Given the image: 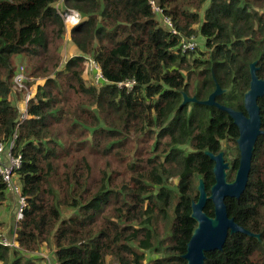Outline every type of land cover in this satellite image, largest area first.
Here are the masks:
<instances>
[{
  "label": "trees",
  "instance_id": "1",
  "mask_svg": "<svg viewBox=\"0 0 264 264\" xmlns=\"http://www.w3.org/2000/svg\"><path fill=\"white\" fill-rule=\"evenodd\" d=\"M154 1L177 34L148 0H0V142L17 133L13 152L22 162L14 178L27 200L12 236L17 244L0 240V264H27L29 253L48 245L54 264L186 263L181 255L196 226L191 202L198 181L207 193L214 183L204 151L224 152L229 181L239 151L228 113L182 105V92L203 100L218 83L225 91L216 101L244 111L251 62L264 78V0ZM69 8L80 13L70 29L78 53L59 64L52 36L66 32L62 12ZM195 24L203 48L182 52L181 35L195 33ZM17 55H44L46 76L57 68L26 102L23 119L12 88ZM87 57L109 83L86 80ZM125 80L132 88L117 86ZM257 103L264 130V96ZM115 160L126 163L119 182L110 170ZM10 200L0 176V206ZM225 203L230 217L259 236L228 233L203 264H264V133L245 190ZM61 208L72 212L63 216ZM2 209L0 236L9 225ZM204 210L213 215L210 200Z\"/></svg>",
  "mask_w": 264,
  "mask_h": 264
},
{
  "label": "water",
  "instance_id": "2",
  "mask_svg": "<svg viewBox=\"0 0 264 264\" xmlns=\"http://www.w3.org/2000/svg\"><path fill=\"white\" fill-rule=\"evenodd\" d=\"M257 69L256 61L249 64V88L243 95L245 112L216 101L215 98L225 91L218 83L207 98L203 100H198L195 96H188L182 92V105L198 102L215 106L228 113L238 128L236 143L239 151L238 166L231 181L227 180L226 176L229 165L225 160L224 152L204 151L213 161L214 183L207 193L203 180L199 179L198 181V196L196 200L191 202V217L196 221V226L186 243L185 252L181 255L186 260L185 264H203L205 252L221 250L228 233L241 232L251 236H259L258 233L249 231L238 224L233 217H230L225 203V198H239L245 190L255 142L257 137L264 133V130L261 129L260 107L257 103V99L264 96V78L257 75ZM207 200L213 203L212 216L204 210Z\"/></svg>",
  "mask_w": 264,
  "mask_h": 264
},
{
  "label": "rangeland",
  "instance_id": "3",
  "mask_svg": "<svg viewBox=\"0 0 264 264\" xmlns=\"http://www.w3.org/2000/svg\"><path fill=\"white\" fill-rule=\"evenodd\" d=\"M58 7L62 10L63 9V2H60L58 4ZM69 10L76 12L78 14V17L80 18V13L77 10H75L73 8H69ZM63 13L64 12H62V14ZM157 19L161 20V17L159 15H157ZM163 24L166 28H168L165 23H163ZM64 25H65L66 32L64 34H62L61 37L52 36L54 39V42L57 45V49H56L55 53L56 54L58 53V55H59V59H58L59 64L65 63L67 60H69V58L74 57L78 53L76 48L72 44V41L70 40V29L73 25H71V24H67V25L64 24ZM194 27H195L196 31L191 36H193L195 41L197 42V47H196V50H194L192 52L194 54H197L198 50L200 48H203L202 47L203 46V37L200 34H198V32H197L198 24H195ZM12 63H13V69L15 70V72L17 70H19L21 67L23 68V83H24L25 88H23L20 91H14V93H13V97H15L16 102L19 101L18 103H16L18 108L21 109V111H23L24 110L23 108L25 107V99L28 97L34 99V96H36L38 85H42L44 83L46 77L53 75L54 71L57 68H55L53 72H51L50 74H48L46 76V74H44L42 72V68H48L49 66L45 62L44 55H41L40 57H28L26 55H17V56L13 57ZM58 66H60V65H58ZM89 77L90 76H88V75H87V78L85 76L86 80L92 82V80ZM12 83H13V78H12ZM133 137L135 138V136H133ZM132 146H133V148L136 149L138 146V141L133 143ZM232 152L234 153V151H232ZM227 153L230 156H232L230 151H228V149H227ZM120 157L125 158L127 161H128L127 157H129L131 159V155L126 151H121ZM103 159H104V161L108 160L107 156L103 157ZM103 162H101L100 164L104 165ZM125 167H126L125 162H120V161L115 160L111 163L112 169L110 168V170H111V172L114 173L117 182H119L123 178H126V176L124 174ZM8 206L9 207L5 208V205H2V206H0V208H3L2 209V212H3L2 216L7 217V220L9 219L8 227L10 226V231H11L13 229V227L11 225L14 226V222H15L13 214L11 215L9 212V208L12 210L14 207L13 198L10 200ZM61 211H62L63 216H67L68 214H70L72 212V210H70L68 208H61ZM4 213H5V215H4ZM0 215H1V212H0ZM0 237H1L0 240L2 239L4 241L5 236L2 234V232H1ZM11 239H12V235L10 237V240ZM11 241H13V239ZM15 244H17V243L15 242ZM43 247L44 248H42L38 253H36V255L33 256V255H31L32 253H30L29 257H26V258H28L27 264H31V263L45 264V261H46V264H53V260H50V258H53L51 247L49 245L43 246Z\"/></svg>",
  "mask_w": 264,
  "mask_h": 264
},
{
  "label": "built area",
  "instance_id": "4",
  "mask_svg": "<svg viewBox=\"0 0 264 264\" xmlns=\"http://www.w3.org/2000/svg\"><path fill=\"white\" fill-rule=\"evenodd\" d=\"M148 3L151 5L152 11L161 17L162 23H165L168 29L172 33L177 34L178 32L174 28L171 18L163 13L159 5L154 0H148ZM62 17L64 24L66 25L67 24L74 25L80 20L78 14L72 10H68L64 12L62 14ZM196 47H197V42L195 41L193 36L190 35L186 37L181 35L179 49L182 52H192L196 49ZM86 71H87V75L90 76L89 78L92 80L94 84L98 85V84L109 83V80H107L103 76L98 62H96V60L93 59L92 57L86 58ZM116 84L117 86H126L128 88H132V86L134 85L133 80L119 81ZM12 88L15 91H20L23 88H25L23 83L22 67L19 70H17V72L13 77ZM29 98L30 97L25 99V105ZM25 115L26 114L23 110L21 114L22 119L25 117ZM16 138H17V133L14 132L8 141L0 142V176L2 178V181L6 185L7 191L10 192L12 195H14V221H15L13 226L14 236H16L15 230L17 228V223L20 219L23 218L24 209L27 207V200L25 196L21 194L20 184L14 178V170L18 168L22 162L21 153L18 152L17 154H15L13 152ZM4 242L6 241L4 240ZM13 242L15 241L13 240Z\"/></svg>",
  "mask_w": 264,
  "mask_h": 264
},
{
  "label": "crops",
  "instance_id": "5",
  "mask_svg": "<svg viewBox=\"0 0 264 264\" xmlns=\"http://www.w3.org/2000/svg\"><path fill=\"white\" fill-rule=\"evenodd\" d=\"M8 197H9V199H12L13 198V200H14V195H12L10 192H8ZM13 209H14V207H13ZM9 228L10 227H6L5 230L2 231V234L5 236L4 238H6V239H10L11 235L14 237V232H12V231L10 232ZM29 255H30V253L27 255V257H29ZM31 255L34 256V255H36V253H32ZM52 257H53V253H52ZM50 260H54V257L53 258H50ZM31 264H34V263H31ZM45 264H46V261H45ZM53 264H54V262H53Z\"/></svg>",
  "mask_w": 264,
  "mask_h": 264
},
{
  "label": "flooded vegetation",
  "instance_id": "6",
  "mask_svg": "<svg viewBox=\"0 0 264 264\" xmlns=\"http://www.w3.org/2000/svg\"><path fill=\"white\" fill-rule=\"evenodd\" d=\"M224 157H225V156H224ZM225 160H226V159H225ZM226 161H227V160H226ZM227 162H228V161H227ZM228 165H229V168H230L231 166H230L229 162H228ZM227 170H228V169H227Z\"/></svg>",
  "mask_w": 264,
  "mask_h": 264
},
{
  "label": "clouds",
  "instance_id": "7",
  "mask_svg": "<svg viewBox=\"0 0 264 264\" xmlns=\"http://www.w3.org/2000/svg\"><path fill=\"white\" fill-rule=\"evenodd\" d=\"M79 22V21H78Z\"/></svg>",
  "mask_w": 264,
  "mask_h": 264
}]
</instances>
